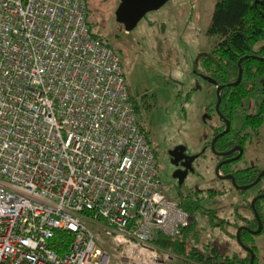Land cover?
Instances as JSON below:
<instances>
[{
	"label": "built area",
	"instance_id": "built-area-1",
	"mask_svg": "<svg viewBox=\"0 0 264 264\" xmlns=\"http://www.w3.org/2000/svg\"><path fill=\"white\" fill-rule=\"evenodd\" d=\"M188 227L85 0H0V264H168Z\"/></svg>",
	"mask_w": 264,
	"mask_h": 264
},
{
	"label": "rangeland",
	"instance_id": "rangeland-1",
	"mask_svg": "<svg viewBox=\"0 0 264 264\" xmlns=\"http://www.w3.org/2000/svg\"><path fill=\"white\" fill-rule=\"evenodd\" d=\"M215 1L168 0L126 32L115 19L118 0H85L90 30L118 57L129 98L136 107V120L146 129L157 159L164 162V151L174 146H185L189 154H203L197 160L202 177L198 187L200 210L189 211L192 228L183 237L229 253L238 250L227 234L234 230L216 225L220 219L241 226L251 220V202L264 190V179L248 190H236L229 180L216 175L219 158L207 146L213 139L214 128L220 124L215 112L216 90L202 76L195 75L194 66L209 45L215 43L207 35ZM263 91L264 74L256 79L253 91L234 111L233 131L241 129L246 115L258 112ZM251 167L264 170V125L256 137L247 141L240 159L229 168ZM163 180V194L182 202L170 188L171 181ZM259 202L264 220V199ZM250 245L256 247L257 264H264V231L253 235ZM170 257L168 264H193L174 255Z\"/></svg>",
	"mask_w": 264,
	"mask_h": 264
},
{
	"label": "trees",
	"instance_id": "trees-1",
	"mask_svg": "<svg viewBox=\"0 0 264 264\" xmlns=\"http://www.w3.org/2000/svg\"><path fill=\"white\" fill-rule=\"evenodd\" d=\"M87 25L91 36L109 47L97 33H92L88 20ZM207 35L215 40V43L209 45L207 53L199 56L194 66V73L197 76H202L215 88L225 86L220 92L219 113L223 120H228L230 123V131L216 141L214 148L216 152H225L235 146L244 148L247 141L256 137L264 125L263 97L258 112L246 115L240 130L233 131L231 128L234 111L240 108L245 97L253 91L256 79L264 74V60L253 58H264V0H216ZM244 57L247 58L241 63L240 83L228 87V84L236 81L238 76L237 64ZM262 93L264 96V91ZM130 101L136 115V107L131 99ZM138 124L150 144L146 129L141 123L138 122ZM224 128L225 125L222 121L214 128L212 137L218 135ZM223 171L224 174H232L236 184L240 186L251 184L259 174V169L256 167L232 171L227 165L223 167ZM260 193H264V190ZM176 204L188 213L189 227L182 230L180 235L174 238L159 235L153 242L154 246L193 264H249L250 255L236 242L235 231L241 225L231 224L226 219H220L216 226L232 228L234 233L229 232L227 234L236 242L238 247V250L221 253L216 246H200L197 239L183 237L192 228L189 211L200 210L199 200L197 198L190 199L189 201L176 202ZM255 210L261 220L262 231H264V220L260 211L262 209L259 200L255 203ZM243 225L253 230L257 228L254 217L247 220ZM73 237V234L65 231L55 232L51 241L54 251L58 254L66 252L73 241ZM240 241L242 245L254 252V264H257L256 247L250 245L253 241V235L247 231H242Z\"/></svg>",
	"mask_w": 264,
	"mask_h": 264
},
{
	"label": "water",
	"instance_id": "water-1",
	"mask_svg": "<svg viewBox=\"0 0 264 264\" xmlns=\"http://www.w3.org/2000/svg\"><path fill=\"white\" fill-rule=\"evenodd\" d=\"M168 0H119V4L116 8L115 11V19L116 22L121 24L126 32L131 31L133 28H135V26L137 25V23L149 12L152 11H156L158 10L160 7H162ZM247 57L241 58L238 61V76L235 82L228 84V87H233L236 86L240 83L241 81V76H242V68H241V63L244 59H246ZM255 59L258 60H264V58H258V57H253ZM225 86H219L216 87V97H217V101L215 104V111L217 113V115L219 116V118L222 120V116L219 113V105H220V91L224 88ZM225 124V129L220 132L218 135H216L212 141L210 142V149L211 151L219 157H227L232 155L235 152H238V154L234 157L229 159L228 161L222 162L221 164H219L215 170L216 175L220 178V179H226V180H230V182L232 183L233 187L238 190V191H245L248 190L254 186H256L261 178L264 176V170L261 171L258 176L256 177V179L248 185H237L235 182V178L233 175H226V176H221L219 174V168L221 167L222 164L227 163V162H233L238 160L241 155H242V148L240 146L235 147L227 152H216L214 145L216 143V141L223 137L224 135H226L229 131H230V123L228 120H224L223 121ZM184 149V148H183ZM177 150H180V152H182V148H177L175 149V152ZM259 199H264V194H260L257 197H255L252 202H251V210L254 214V217L256 219L257 222V228L255 230L253 229H249L245 226H240L238 227V229L236 230V242L237 244L250 255V259H249V264H254V258H255V254L254 252L248 248L245 247L244 245H242L241 241H240V233L242 231H247L248 233H250L251 235H257L259 233H261L263 227H262V223L261 220L259 218L258 213L255 210V203L259 200Z\"/></svg>",
	"mask_w": 264,
	"mask_h": 264
},
{
	"label": "flooded vegetation",
	"instance_id": "flooded-vegetation-1",
	"mask_svg": "<svg viewBox=\"0 0 264 264\" xmlns=\"http://www.w3.org/2000/svg\"><path fill=\"white\" fill-rule=\"evenodd\" d=\"M118 4H119V0H118ZM217 119L219 120V122L224 121L223 118L221 120L218 115H217ZM207 146L210 148V142H209V145ZM235 147H238V146H235ZM177 148H180V149L182 148L181 150L182 152H180V150H177L175 152V149ZM163 154H164L163 155L164 162L162 160L159 161V159H157V157L154 154L155 162L157 166V174L160 178L161 186H162V183H164L163 178L168 181L170 180L171 181L170 188L172 189V191L174 192L177 198L181 199L182 201H189L190 199H196V198L198 199L199 192L201 191L200 189H198V187L200 186L199 182L202 180V177L200 174L201 171H199L201 168H200L199 163H197V160L199 157L203 156V154L202 153L189 154L185 146H174L173 148L167 149L166 151H164ZM237 154L238 152H235L232 155L227 156V157L217 156L219 158V164H221L222 162L228 161L231 158H234ZM231 163L232 162H227V163L222 164L221 167L219 168V174H220V170L223 171L224 166L228 165L230 167ZM232 171H239V170H232ZM260 172L261 170L259 169V173ZM159 173L161 174L163 173V176H162L163 178L160 176ZM220 175L226 176V175H232V174H224V171H223L221 172ZM263 179H264V176L261 178V180ZM187 184H189L188 188L185 187ZM261 194H264V193H261Z\"/></svg>",
	"mask_w": 264,
	"mask_h": 264
},
{
	"label": "crops",
	"instance_id": "crops-1",
	"mask_svg": "<svg viewBox=\"0 0 264 264\" xmlns=\"http://www.w3.org/2000/svg\"><path fill=\"white\" fill-rule=\"evenodd\" d=\"M214 89H215V87L214 86H212Z\"/></svg>",
	"mask_w": 264,
	"mask_h": 264
}]
</instances>
